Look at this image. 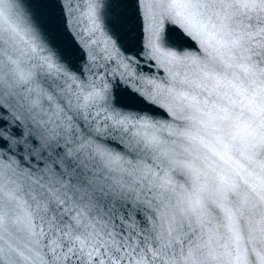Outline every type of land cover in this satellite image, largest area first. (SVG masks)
Returning a JSON list of instances; mask_svg holds the SVG:
<instances>
[{
  "label": "snow or ice",
  "instance_id": "1",
  "mask_svg": "<svg viewBox=\"0 0 264 264\" xmlns=\"http://www.w3.org/2000/svg\"><path fill=\"white\" fill-rule=\"evenodd\" d=\"M0 264H264V0H0Z\"/></svg>",
  "mask_w": 264,
  "mask_h": 264
},
{
  "label": "water",
  "instance_id": "2",
  "mask_svg": "<svg viewBox=\"0 0 264 264\" xmlns=\"http://www.w3.org/2000/svg\"><path fill=\"white\" fill-rule=\"evenodd\" d=\"M81 2H83V0H81ZM97 38H101V37L98 36ZM183 50L190 51L193 53L197 52L198 48H197L196 42L194 40L186 38L183 41ZM135 70L137 73H142L146 77L154 78L157 84H159L161 81L167 80L168 78V74L163 68L158 69L154 64H148L147 62L143 60L138 62V65ZM152 112H153L155 119L159 120L161 123L171 122L172 118L165 109L155 108V109H152Z\"/></svg>",
  "mask_w": 264,
  "mask_h": 264
}]
</instances>
